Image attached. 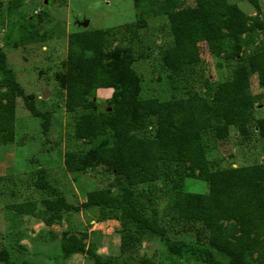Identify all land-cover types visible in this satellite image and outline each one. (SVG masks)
I'll return each instance as SVG.
<instances>
[{
	"label": "trees",
	"instance_id": "16d2710c",
	"mask_svg": "<svg viewBox=\"0 0 264 264\" xmlns=\"http://www.w3.org/2000/svg\"><path fill=\"white\" fill-rule=\"evenodd\" d=\"M184 1L133 0L134 26L143 28L148 17L166 18L171 40L162 49V64L172 77H180L187 67L199 62V44H204L224 60H236L229 78L217 83L212 92L208 85L201 86L204 93H210L208 97L193 92L178 99L139 98V77L129 68L131 50L119 45L106 49L107 39L113 32L94 29L68 34L61 77L64 109L67 112L78 108L87 110L81 115V122L107 128L110 139L108 144L85 152H65L62 165L69 173H87L96 166L106 167L115 177L117 191L114 193L110 187L88 191L78 205L63 199L44 200L41 221L50 226L60 220L61 211L98 208L116 212L133 225L131 234L122 235L124 248L128 242L135 243L146 234L162 236L164 229L157 224L156 209L149 210L145 197L149 195L150 201L154 200L156 188L151 184L164 169L168 177V168L172 165L170 170L175 180L168 177L164 185L169 187L171 198L163 213L168 212L184 229L199 224L206 237L197 249L183 243L171 244L170 249L176 254L187 251L203 264H264V161L214 172L208 165L202 142V133L212 130L216 139H224L230 127H235L244 137L251 123L264 136V117L253 115L261 95L249 91L252 75L258 86L264 88V36L259 40L263 46L245 56L239 54L238 48L228 51L222 47L225 41L231 40L241 46V36L263 29L259 8L252 2L255 14L251 16L228 0H192L186 6ZM98 89H112V92L107 100L109 110L96 114ZM18 96H23V90L0 50V140L3 144L14 139ZM23 101L29 114L41 120L42 132H46L49 115L37 110L31 99ZM185 177L206 181L209 189L203 194L186 192L181 188V179ZM34 185L40 190L53 191L41 172ZM145 185L144 190L135 189ZM200 240L197 237V242ZM60 252L63 256L94 255L82 238L67 233L62 234ZM94 261L99 262L97 258ZM0 262L11 264L6 249H0Z\"/></svg>",
	"mask_w": 264,
	"mask_h": 264
},
{
	"label": "rangeland",
	"instance_id": "374dc122",
	"mask_svg": "<svg viewBox=\"0 0 264 264\" xmlns=\"http://www.w3.org/2000/svg\"><path fill=\"white\" fill-rule=\"evenodd\" d=\"M254 1L263 29L241 36V46L233 40L225 41L222 45L225 50L232 51L235 47L245 56L263 46L259 40L264 36V0H228L251 16L255 14ZM191 4L192 0H185L183 5ZM135 13L133 0H0V50L23 90V96L15 100L14 139L6 144L0 140V249L8 251L11 264H203L187 251L176 254L170 249L171 244L178 243L197 249L206 237L199 224L184 229L168 212L163 213L171 198L169 187L164 185L168 177L175 178L170 170L172 165L168 177L164 169L151 184L156 188L154 200L150 201L149 195L145 197L149 210L156 209L157 224L164 229L162 236L146 234L124 248L122 235L131 234L133 225L116 212L98 208L61 211L60 220L50 226L41 221L44 200L63 199L78 205L88 191L106 187L117 191L115 177L106 167L69 173L62 165L65 152H85L108 144L110 139L107 128L81 122V115L87 110L64 109L61 77L68 34L94 29L113 32L106 49L119 45L131 50L129 68L139 77V98L178 99L193 92L208 97L210 93H204L201 86L208 85L212 92L217 83L229 78L236 64V60H224L199 44V62L187 67L180 77H172L162 64V49L171 40L166 18L148 17L143 28H136ZM83 20L88 21L86 27L80 25ZM103 91L95 92L96 114L109 110L107 100L112 89L105 94ZM249 91L261 95L253 109L254 117H264V88L258 86L254 75L250 77ZM24 98L31 99L37 110L49 115L46 132H42L41 120L26 110ZM249 126L244 137L235 127L229 128L224 139H216L212 130L202 133L212 171L239 169L264 161V136L256 132L252 123ZM39 172L53 191L35 187ZM208 184L188 177L181 179V188L186 192L206 193ZM135 189L144 190L146 185ZM63 233L82 238L94 255L63 256L60 252Z\"/></svg>",
	"mask_w": 264,
	"mask_h": 264
},
{
	"label": "water",
	"instance_id": "95a60500",
	"mask_svg": "<svg viewBox=\"0 0 264 264\" xmlns=\"http://www.w3.org/2000/svg\"><path fill=\"white\" fill-rule=\"evenodd\" d=\"M87 23H88L87 20H83V21L80 23V25H81L82 27H86V26H87Z\"/></svg>",
	"mask_w": 264,
	"mask_h": 264
},
{
	"label": "crops",
	"instance_id": "0c3cea01",
	"mask_svg": "<svg viewBox=\"0 0 264 264\" xmlns=\"http://www.w3.org/2000/svg\"><path fill=\"white\" fill-rule=\"evenodd\" d=\"M99 90H100V91H101V90H105V91H106L107 89H98L97 91H99ZM108 90H109V89H108ZM105 91H103L102 93L105 94V93H106ZM108 97H109V96H108Z\"/></svg>",
	"mask_w": 264,
	"mask_h": 264
}]
</instances>
